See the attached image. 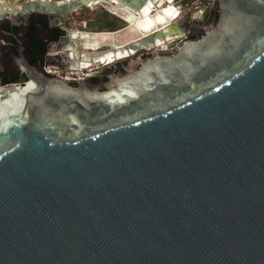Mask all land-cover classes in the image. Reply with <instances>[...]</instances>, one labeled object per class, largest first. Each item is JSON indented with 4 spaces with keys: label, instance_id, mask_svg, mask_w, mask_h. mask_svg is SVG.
I'll return each instance as SVG.
<instances>
[{
    "label": "water",
    "instance_id": "95a60500",
    "mask_svg": "<svg viewBox=\"0 0 264 264\" xmlns=\"http://www.w3.org/2000/svg\"><path fill=\"white\" fill-rule=\"evenodd\" d=\"M110 2L148 4L28 0L0 20ZM217 2L201 37L127 60L102 89L27 65L0 87V264H264V0Z\"/></svg>",
    "mask_w": 264,
    "mask_h": 264
},
{
    "label": "flooded vegetation",
    "instance_id": "af4514ba",
    "mask_svg": "<svg viewBox=\"0 0 264 264\" xmlns=\"http://www.w3.org/2000/svg\"><path fill=\"white\" fill-rule=\"evenodd\" d=\"M151 1L154 0H148L147 3H151ZM172 1L173 5H176L181 0ZM188 1L190 2L188 5L178 7L179 16L175 20H184L182 27H180L183 36L175 37L173 40H167L163 42L162 45L154 46L147 51L139 50L122 59H116L110 54H102L98 58V62L92 64V68L87 71L90 76L81 82L102 89V85L110 79L111 75H118L120 71H123V67L125 66L124 62L128 59L137 57L147 59L155 49L157 51H162L165 55H169L176 51L185 41L196 40L201 37L218 19L220 13L218 2L215 0L207 4L206 0ZM2 2L4 5H0V11L3 9L21 8L20 5L10 1ZM157 5L158 4L154 2V5L150 6L149 16H151L153 20H155V17H162L163 15L160 10L154 11L153 7ZM95 6H101L107 13L111 12L117 14L112 16L125 21L128 25L127 29L133 27V31L128 33V36L133 34L134 30L139 32L140 35H135L136 37L132 40L120 42L118 41V35L116 36L112 33L105 32H90L81 29L83 33H89L91 35L79 34L71 36L68 30L69 28L65 26L67 18L64 22H59V15L29 14L27 16L16 15L4 18L0 20V87L9 84L23 85L27 81V78L22 68L26 65L32 69L42 70L43 73L49 77L61 78L56 74H48L46 69L63 70L67 68L71 63L72 53H74L72 49L74 42L81 43V46L82 44L86 45L85 47L92 50V53H103V51L108 52L114 50L121 44L132 43L134 40L140 38L142 33L150 31V28L144 31L135 25L134 21H138V25L141 26L146 23L139 20V14L137 15L136 12L132 10L128 11L124 7L116 4V2L92 4L90 7L86 8L94 9ZM148 6L149 4L146 5V7ZM172 8V13L175 14V7L173 6ZM164 21L168 23L165 18ZM164 21L157 23L162 24ZM154 29H158V27ZM119 32L120 31L117 33ZM73 37H75L76 40H74ZM112 41H114L116 45H111ZM102 47H110V49L98 50ZM83 54H90V52H83ZM89 62L90 61H86L84 67L91 66ZM107 67L109 68L105 72L104 69ZM71 82L72 85L78 83L74 81Z\"/></svg>",
    "mask_w": 264,
    "mask_h": 264
},
{
    "label": "bare ground",
    "instance_id": "6f19581e",
    "mask_svg": "<svg viewBox=\"0 0 264 264\" xmlns=\"http://www.w3.org/2000/svg\"><path fill=\"white\" fill-rule=\"evenodd\" d=\"M154 2H156V4H158L156 7H153L154 11L160 10L163 13L162 17H159V16L157 18L155 17L154 18L155 20L151 19V16H149L150 6H153ZM171 2H172V0H154V1H151V3H148L149 4L148 7L145 6L143 12L138 13L139 14V18H140L139 20H141L142 22H146V23L143 26H141V25H138V21H135L134 22L135 25L138 26L139 28H141L144 31H147L150 28V31H148V32L156 30V29H154L155 27L159 28L161 26L166 25L167 23H165L164 18L168 22V18L170 19L174 15L172 13V10H173L172 7L173 6L171 5ZM0 5H4L2 0L0 1ZM18 10H19V8L8 9V10L7 9H3V10L0 11V14H6V13L13 14V13H16ZM162 21H164V23H162V24L157 23V22H162ZM119 33H116V34L112 33V34L117 36ZM145 33H147V32L142 33L141 36L144 35ZM79 34L82 35V34H89V33L72 32V35H79ZM89 35H91V34H89ZM126 44H128V43H126ZM126 44H121V45L117 46L114 50H111V51H108V52H103L101 54L100 53L82 54L81 58L78 59L79 64H78V67L76 69L83 68L86 65L85 64L86 61L87 62L90 61L89 63H91V65L92 64H96L98 62V58L102 54H105V55L106 54H110L116 59H122V58L130 56L131 54H134V50H132L133 49L132 47H129V46L126 47V48L124 47V45H126ZM162 44H163V40L162 39H157L156 42H155V46L162 45ZM111 45H116V44L114 43V41H112ZM82 46H83L84 49H89L88 47H85L86 45L82 44ZM120 47H124V48L119 49Z\"/></svg>",
    "mask_w": 264,
    "mask_h": 264
},
{
    "label": "rangeland",
    "instance_id": "374dc122",
    "mask_svg": "<svg viewBox=\"0 0 264 264\" xmlns=\"http://www.w3.org/2000/svg\"><path fill=\"white\" fill-rule=\"evenodd\" d=\"M2 1H10V2H13V3H16L20 6H22L28 0H2ZM53 1H61V0H53ZM104 18L107 20H113L114 21V23L116 25L114 33H117L118 31H120V33L118 34V36H119L118 41H120V42L121 41L123 42L125 40H132L136 37L135 35H140L139 32L134 30L133 34L128 36L127 34L133 31V27L127 29L128 25L125 21H122L121 19H119L117 17H113L111 14L107 13L104 10V8H102L101 6H95L94 9H88L86 7H83L79 10V12L77 11V12H74L72 14H69L67 17V21L65 22L66 23L65 26H66V28H69L72 31H82L81 30V22H83V23H86L88 25L87 31L113 33V32H109L107 29L99 27V23ZM132 20H134V19H132ZM107 49H110V47H102L98 50H107ZM79 50L83 51V52H92V50L84 49L81 46H79ZM154 51H157V50L155 49ZM128 60H131V59H128Z\"/></svg>",
    "mask_w": 264,
    "mask_h": 264
},
{
    "label": "built area",
    "instance_id": "2783aa9c",
    "mask_svg": "<svg viewBox=\"0 0 264 264\" xmlns=\"http://www.w3.org/2000/svg\"><path fill=\"white\" fill-rule=\"evenodd\" d=\"M213 0H206L207 4L212 3ZM111 15H117L115 13L109 12ZM179 16V10H175V14L173 15L172 18L168 19L169 21H175ZM168 21V22H169ZM86 23L81 22V27L84 29ZM83 32V31H82ZM114 33V32H113ZM92 68V65L89 67H83V68H78V69H67L65 71L63 70H56V69H46V72L48 74H56L60 76L64 80H73V81H78V80H84L90 76V74L87 73V71Z\"/></svg>",
    "mask_w": 264,
    "mask_h": 264
},
{
    "label": "trees",
    "instance_id": "16d2710c",
    "mask_svg": "<svg viewBox=\"0 0 264 264\" xmlns=\"http://www.w3.org/2000/svg\"><path fill=\"white\" fill-rule=\"evenodd\" d=\"M79 12V11H78ZM114 17V16H113ZM122 20V19H121ZM123 21V20H122ZM88 25L86 24L83 30H88L87 27ZM99 27L100 28H104L107 29L109 32H114L116 25L114 23L113 20H107V19H103L100 23H99ZM82 29V27H81Z\"/></svg>",
    "mask_w": 264,
    "mask_h": 264
}]
</instances>
